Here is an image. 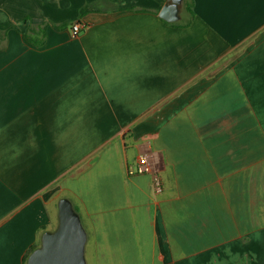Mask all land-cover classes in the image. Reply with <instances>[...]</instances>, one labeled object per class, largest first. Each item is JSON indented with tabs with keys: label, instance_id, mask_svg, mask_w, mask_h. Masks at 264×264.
Returning a JSON list of instances; mask_svg holds the SVG:
<instances>
[{
	"label": "crops",
	"instance_id": "1",
	"mask_svg": "<svg viewBox=\"0 0 264 264\" xmlns=\"http://www.w3.org/2000/svg\"><path fill=\"white\" fill-rule=\"evenodd\" d=\"M167 1L0 0V264L63 198L87 264H264V0Z\"/></svg>",
	"mask_w": 264,
	"mask_h": 264
},
{
	"label": "water",
	"instance_id": "2",
	"mask_svg": "<svg viewBox=\"0 0 264 264\" xmlns=\"http://www.w3.org/2000/svg\"><path fill=\"white\" fill-rule=\"evenodd\" d=\"M181 2L168 0L159 17L168 23L177 22ZM86 244L87 232L80 215L71 201L63 198L58 204L57 228L43 233L40 246L29 255L26 264H87Z\"/></svg>",
	"mask_w": 264,
	"mask_h": 264
},
{
	"label": "built area",
	"instance_id": "3",
	"mask_svg": "<svg viewBox=\"0 0 264 264\" xmlns=\"http://www.w3.org/2000/svg\"><path fill=\"white\" fill-rule=\"evenodd\" d=\"M83 22H77L71 26L72 36H78L86 28ZM156 160L152 155L146 154L139 157L134 167L130 169V174L148 176L152 182L155 193L161 194L163 191L162 179L156 169Z\"/></svg>",
	"mask_w": 264,
	"mask_h": 264
},
{
	"label": "trees",
	"instance_id": "4",
	"mask_svg": "<svg viewBox=\"0 0 264 264\" xmlns=\"http://www.w3.org/2000/svg\"><path fill=\"white\" fill-rule=\"evenodd\" d=\"M189 11L191 12V13H193V11L191 10V8H189ZM168 24H170V23H168ZM172 26H179L177 23H173V24H171ZM36 248H38L37 247V245H34V246H31V248H30V250L28 251V253L26 254V256H25V258H24V264H26L27 263V259H28V257H29V255L36 249Z\"/></svg>",
	"mask_w": 264,
	"mask_h": 264
},
{
	"label": "rangeland",
	"instance_id": "5",
	"mask_svg": "<svg viewBox=\"0 0 264 264\" xmlns=\"http://www.w3.org/2000/svg\"><path fill=\"white\" fill-rule=\"evenodd\" d=\"M40 246V241H39V243L37 244V247H39Z\"/></svg>",
	"mask_w": 264,
	"mask_h": 264
}]
</instances>
